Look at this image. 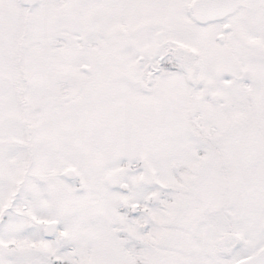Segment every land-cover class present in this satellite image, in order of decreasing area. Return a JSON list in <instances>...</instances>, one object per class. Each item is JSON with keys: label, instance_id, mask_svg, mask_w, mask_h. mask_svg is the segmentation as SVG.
Listing matches in <instances>:
<instances>
[{"label": "snow or ice", "instance_id": "1", "mask_svg": "<svg viewBox=\"0 0 264 264\" xmlns=\"http://www.w3.org/2000/svg\"><path fill=\"white\" fill-rule=\"evenodd\" d=\"M0 264H264V0H0Z\"/></svg>", "mask_w": 264, "mask_h": 264}]
</instances>
